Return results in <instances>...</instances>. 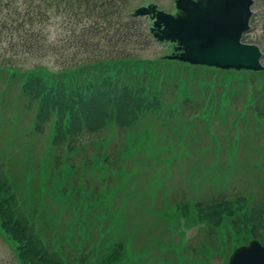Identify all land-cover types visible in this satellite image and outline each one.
Returning a JSON list of instances; mask_svg holds the SVG:
<instances>
[{
    "label": "trees",
    "instance_id": "1",
    "mask_svg": "<svg viewBox=\"0 0 264 264\" xmlns=\"http://www.w3.org/2000/svg\"><path fill=\"white\" fill-rule=\"evenodd\" d=\"M141 1L0 0V78L7 76L21 88L20 94L33 110L35 130L44 133L47 127L50 131L48 150L62 152L53 151V162L58 155L59 167L65 152L71 154L69 159L81 153L84 157L88 146L103 158L107 174L113 170L119 173L121 159L130 166L138 160L137 154L131 159L126 149L141 145L139 137L144 143L149 141L159 130L166 134H215L222 129L252 134L250 126L264 129V71H222L170 61L165 58L169 47L154 58L140 56L154 42L145 22L131 15ZM258 4L264 0H256ZM30 60L47 63L33 62L31 68H21L20 63L28 66ZM236 85L243 88L235 90ZM234 104L241 108L239 112ZM228 111L231 117H226ZM205 115L214 119L221 115L218 128L209 119L204 122ZM92 162L82 158L80 169L99 171ZM70 163L65 165L73 169L76 161ZM84 177L82 182L75 179L84 198H77L80 203L76 206L62 200L70 203L64 214H74V222L82 226L84 220L94 219L98 224L102 219L108 235L110 216L116 219L115 226L119 224V179L102 196L101 187L83 191L80 185L88 182ZM67 193L60 191L57 197ZM46 207L41 205L42 213ZM250 210L243 198L213 202L204 207V219L216 226L221 225L223 215L254 222L251 238L261 239L255 230L264 227V207L252 210L254 213ZM45 213L30 215L27 205L21 207L13 182L0 172V231L18 264H79L73 263L62 247H56L60 242L56 236L51 240L50 231L43 227ZM52 222L61 228L56 219ZM110 241L108 255L103 258L101 253L95 264L125 261L126 243L119 236Z\"/></svg>",
    "mask_w": 264,
    "mask_h": 264
},
{
    "label": "rangeland",
    "instance_id": "2",
    "mask_svg": "<svg viewBox=\"0 0 264 264\" xmlns=\"http://www.w3.org/2000/svg\"><path fill=\"white\" fill-rule=\"evenodd\" d=\"M142 3H155L159 9L171 13L175 0H142ZM253 11L252 27L244 41L261 48L264 65V4H258ZM140 20L152 26L150 18ZM66 35L64 32L63 36ZM168 46L169 54L173 53L175 45L168 43ZM161 49L163 47L152 43L140 56L154 58ZM33 62L46 65L47 60H30L28 66L22 62L21 68H31ZM8 79L7 76L0 78V160L9 162L5 168L7 175L18 181L20 187H16L25 200L28 194L30 207L35 200L42 197L47 200L48 196L51 204L47 202V207L46 202L41 201L42 208L46 207V218L56 219L61 228L52 220L49 227L45 223L43 227L71 245H60L69 256L77 258L81 251H85V260L89 254L85 264H95V258L103 251L102 245L107 246L99 241L102 235L93 225L92 222L96 224L94 219L83 221V224L87 223V231L83 232L74 223L70 224L64 209L52 204L51 197L56 198L62 190L68 192L64 200L71 202L74 193L79 200L83 199L85 193L81 194L79 187L75 186L74 178L77 175L82 182L85 172L91 184L102 188V196L119 179V224L115 226L116 219L108 214L111 221L107 242L117 236L120 240L128 238L132 242L137 235L143 237V242L141 238L137 239L129 250V244H126L128 262L123 264H228L231 252L249 241L251 222L242 227V223L231 221L230 217L222 222L221 227L199 224L196 208L218 198L234 201L240 197L246 201L250 211L263 209L264 129L261 125L250 126L248 132L252 134H234L222 129L216 130L215 134H166L159 130L158 134H151L149 141L144 143L145 139L139 137L141 145L126 149L131 159L137 154L138 160L130 166L121 159L124 168L120 174L110 172L108 178L105 177L106 169L94 157L93 168L99 171L92 168L74 170L63 164L61 174L54 176V149H43L50 131L47 127L44 133L35 130L33 110L28 108V101L15 84L6 83ZM242 88V85H236L235 90ZM169 100L172 102V97ZM234 109L239 112L241 108L234 104ZM228 113L226 117H231L230 111ZM202 118L204 122L208 119L213 122L215 129L221 123V115L215 119L209 115ZM198 125L197 122V132ZM239 141L243 145L240 143L239 146ZM89 148L87 146L84 151ZM80 187L86 191L82 185ZM185 205L189 207L188 211L181 209ZM99 223L103 225L104 221L100 219ZM195 224V229H192ZM260 229L264 233V227ZM84 241L87 246L81 248ZM145 257H149L147 262L142 261ZM0 264H18L10 243L1 233Z\"/></svg>",
    "mask_w": 264,
    "mask_h": 264
},
{
    "label": "water",
    "instance_id": "3",
    "mask_svg": "<svg viewBox=\"0 0 264 264\" xmlns=\"http://www.w3.org/2000/svg\"><path fill=\"white\" fill-rule=\"evenodd\" d=\"M255 0H175L176 12L149 3L133 12L150 18L157 42L174 44L167 60L221 70L264 71L258 45L243 42L251 30ZM229 264H264V246L257 240L239 247Z\"/></svg>",
    "mask_w": 264,
    "mask_h": 264
}]
</instances>
